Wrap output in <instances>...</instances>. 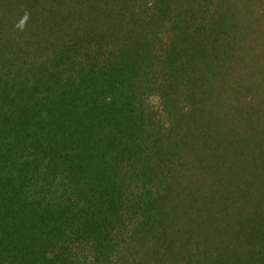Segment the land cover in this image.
<instances>
[{
    "label": "trees",
    "instance_id": "1",
    "mask_svg": "<svg viewBox=\"0 0 264 264\" xmlns=\"http://www.w3.org/2000/svg\"><path fill=\"white\" fill-rule=\"evenodd\" d=\"M262 28L264 0H0V264H264Z\"/></svg>",
    "mask_w": 264,
    "mask_h": 264
},
{
    "label": "rangeland",
    "instance_id": "2",
    "mask_svg": "<svg viewBox=\"0 0 264 264\" xmlns=\"http://www.w3.org/2000/svg\"><path fill=\"white\" fill-rule=\"evenodd\" d=\"M74 1H76V0H74ZM172 12H175L174 10L172 11ZM172 14L170 13L169 14V16H171ZM171 18H172V16H171ZM262 30L264 31V29L262 28ZM264 36V33L263 34H261V36ZM241 53V52H240ZM241 55H242V53H241ZM149 70V69H148ZM150 71V70H149ZM157 71V69L155 68V72ZM155 72H152L151 74L152 75H155V77H156V79H153V77H152V80H148V79H143L141 82H140V84H136V86H137V89H139V92H140V90H151V88L153 87V85H154V83L156 82V86H157V84H163V82H162V77L163 76H161V75H156V73ZM150 92H152V91H150ZM145 95H147V94H145ZM150 95H148V98L145 96L144 98H147L145 101L150 105V104H152V106L154 105V106H156V105H158L159 104V99H158V97H156V96H151V97H149ZM234 206L237 208V207H239V204H234ZM185 241V240H184ZM206 241H207V238L206 237H204V238H198V239H195V242H194V246H193V248L192 249H190L189 251L188 250H183V249H181V248H179L180 247V245H179V247H178V249L180 250V251H182V252H178V254H177V256H176V258H181V259H189V258H193L192 257V254H198V251H197V249L199 248L200 249V247H202V244H206ZM183 243V242H182ZM182 243H181V245H182ZM152 246V245H151ZM156 247V246H155ZM196 247V248H195ZM211 248V247H210ZM199 252H205V250H203V249H200L199 250ZM209 253H205V256H204V258L208 255ZM225 256L224 257H219V256H217V255H213V256H210V257H215V258H218V260L220 261V259L221 258H229V256H230V258H232V259H235V260H239L238 258H236V257H239V255H238V249H235V248H233V249H228V251H226L225 252ZM199 255V254H198ZM201 257V256H200ZM202 258V257H201ZM211 262V261H210ZM205 264V263H204Z\"/></svg>",
    "mask_w": 264,
    "mask_h": 264
}]
</instances>
